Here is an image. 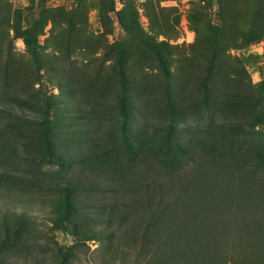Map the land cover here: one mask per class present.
<instances>
[{
	"label": "rangeland",
	"instance_id": "374dc122",
	"mask_svg": "<svg viewBox=\"0 0 264 264\" xmlns=\"http://www.w3.org/2000/svg\"><path fill=\"white\" fill-rule=\"evenodd\" d=\"M114 2L0 0V108L29 121L5 137L13 162L41 173L0 187V264H58L61 247L68 264H264V171L242 153L264 151V0ZM36 20L29 46L20 34ZM206 130L233 158L206 156ZM149 147L178 156L174 173ZM65 185L77 206L66 231Z\"/></svg>",
	"mask_w": 264,
	"mask_h": 264
},
{
	"label": "trees",
	"instance_id": "16d2710c",
	"mask_svg": "<svg viewBox=\"0 0 264 264\" xmlns=\"http://www.w3.org/2000/svg\"><path fill=\"white\" fill-rule=\"evenodd\" d=\"M107 1H109L110 3L111 10H113L115 0H107ZM117 14H118L119 23L121 27L124 29V31L127 33V35L129 37L138 38L140 46L143 48V45H142L143 38L141 36V33L137 32V28L139 27V25L136 19L135 12L132 9L126 12L123 7L122 9L117 11ZM40 26L42 27V25L40 24V20H36L33 22V24L30 27L24 30L23 34H20L24 37L27 45L30 46V45L35 44L34 35L36 32V29L41 28ZM119 49L117 51L116 60L122 62V60L125 59L126 50H124L123 47H120ZM32 50H33V47H32ZM158 56L162 64H164V69H165L164 71H167V67H165V57L160 54H158ZM36 61H38V57H36ZM7 101H9L10 103L17 104L18 106H21V107L25 106L29 109L36 111V109L32 105V102L30 103L27 102L23 97L19 95L13 94L7 99ZM28 122H29L28 120L19 116L18 114H15L10 110H4L0 108V187L9 188V186H11L12 188L17 187L18 189L21 186L26 187L25 185L27 183L30 184L34 180H36L32 178V176H38L41 174L40 171L33 170L34 167L33 165H31V162L34 163V160L31 157H26V161H27L26 167L21 166V164H23L21 161H20L21 163L13 162L14 160H16L15 157L17 156V152L15 151V148L12 146V144H10L9 140H7V138L5 137V136H8L9 133L10 134L12 133V137L16 136L14 134V131H17V134H20V133L23 134V128L25 126H28ZM215 126L216 128L219 127V125L217 124ZM210 128L212 129V127ZM206 131L207 132L205 133L209 135L208 138L206 139V141L200 142V144L204 146L203 149H204L206 156L209 155L208 156L209 159H214L215 156L224 157V158H233V156L235 155V152L229 151V149H223L224 147H227V146L229 147V145H225L223 142H219V140L217 139L215 140L212 139L213 137L212 132H208V130ZM4 138L6 140H4ZM149 148L151 151L154 152V154H157V158L159 159V163L161 164L163 169H165L166 172H169V171L173 172V170L176 168L179 162L178 156L176 154L157 153L154 147H149ZM181 151L184 154H187L188 152L187 148H184V147L181 148ZM250 152L252 153L253 157L256 158L257 166L259 167V169L264 171V151L262 152L260 148L251 149V147L249 146L246 147V149H242L243 154L250 153ZM19 157L22 159L23 156H19ZM96 158L103 159V160L105 159L106 165H110L111 163V160H109L107 157V153L104 151L101 152L100 154H96ZM7 160H9L10 162H6ZM213 161L214 160L210 162L212 163ZM112 163L114 165L117 164V163H114L113 161ZM66 164L67 163L64 160H61L59 162L61 169H63L66 166ZM30 166L32 167L31 170H30ZM116 167H122V166L116 165ZM147 174L149 173H145L144 175L145 178L149 177V175ZM141 175H143V173ZM145 181L146 183H144L143 181V184H145V186L143 187L142 185V187L144 188L143 190H145L146 192H151V190L153 191L152 189L153 183L149 182L148 180H145ZM158 186L161 187V192H159V194L167 197L166 196L167 193L166 191H164L163 186L160 184H158ZM137 188L138 189L131 188V190L137 192L138 194H142L143 190L141 188V185L138 186ZM75 190L76 189L73 185H65V186L59 187V193L56 199V208L59 211V213L57 214L55 220H56L57 227L63 229L64 231L68 229L67 227H68V224H70L71 222V217L74 215L76 211L77 206H76V202L74 199ZM169 190L170 188L168 189V191ZM146 202L151 205L152 203L151 195L146 197ZM163 213L165 212L162 210L160 214H156L157 218L163 219L164 218ZM153 215L155 214H152V216ZM148 219L149 221L151 220V218H148ZM201 251L202 249H200L199 251H196V250L192 251V255L195 257H201V255L203 254V252ZM59 254L61 258L58 264H68L70 256H71L70 251L61 247L59 248Z\"/></svg>",
	"mask_w": 264,
	"mask_h": 264
}]
</instances>
